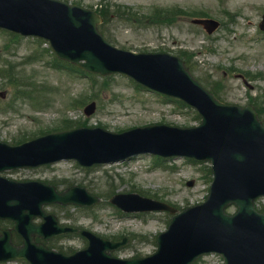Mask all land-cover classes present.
Listing matches in <instances>:
<instances>
[{
  "label": "rangeland",
  "instance_id": "1",
  "mask_svg": "<svg viewBox=\"0 0 264 264\" xmlns=\"http://www.w3.org/2000/svg\"><path fill=\"white\" fill-rule=\"evenodd\" d=\"M84 7L96 8L101 0H63ZM111 3L110 19L105 25V37L114 45L136 51H166L179 54L183 50L194 51L192 73L202 80H219L224 88V101L247 104L251 95L264 92V80L251 81L249 90L237 77V73L264 72V31H259L258 22L264 12V0H104ZM116 5L125 6L134 15L117 13ZM179 10L172 23H153L150 19L154 10ZM121 8V11L123 12ZM119 11V12H121ZM208 14L220 21V27L212 35H207L202 27L193 25L192 13ZM130 18L131 20L121 19ZM8 45V48L5 46ZM48 44L31 37L13 38L0 32V65L5 61L17 65L20 76L28 79V88L37 94L32 99H15L12 85L0 79V90L7 96L0 98V139L13 141L17 136H30L36 130L56 126L62 118L78 122L86 119L85 125H99L112 131H120L149 123L193 124L194 112L167 100L154 92L139 87L126 76H88L67 66L56 68L53 53ZM227 68H234L228 72ZM227 76H223V72ZM21 94V93H20ZM95 100L97 108L90 116H85V103ZM13 102V108L8 107ZM84 102L82 105H80ZM78 105V106H77ZM8 107V108H7ZM75 123L73 125H77ZM75 127V126H73ZM176 172L158 166L153 159L140 157L135 162L103 165L85 169L73 162H62L54 166L32 170H19L8 175L15 178H39L53 181L60 188L65 184L86 186L104 197L110 191L109 184L117 190L138 189L150 195H157L167 201L182 206L196 204L208 192L209 179L203 164H194L182 159ZM134 173V174H131ZM119 175L125 178L120 182ZM187 178L195 180L186 186ZM60 216L66 212L94 232L121 238L131 233V240L122 248V255L133 256L151 252L154 247L153 234L166 227L168 216L155 215L144 220L140 217H121L110 205L103 201L89 210L88 214L71 206H54ZM60 207V208H58ZM64 208V209H63ZM68 209V210H65ZM132 234L141 236L132 237ZM56 246L82 247L81 238L54 242ZM11 264H26L15 261ZM197 264H221L218 256H206Z\"/></svg>",
  "mask_w": 264,
  "mask_h": 264
},
{
  "label": "water",
  "instance_id": "2",
  "mask_svg": "<svg viewBox=\"0 0 264 264\" xmlns=\"http://www.w3.org/2000/svg\"><path fill=\"white\" fill-rule=\"evenodd\" d=\"M5 4L9 5V15L2 24L7 27L47 38L60 58L86 70L101 74L123 72L147 87L183 99L198 109L202 122L187 129L152 125L120 134L98 128L78 129L15 147L0 143V170L71 157L89 165L105 160L108 150L124 156L145 150L186 153L208 158L214 164L210 195L194 220L195 234L180 252L154 255L149 260L112 262L105 254L110 244L86 234L90 241L87 249L70 257L59 256L50 264H184L200 249L219 251L230 264H264V214L256 213L252 207L253 199L264 194V129L250 109L216 101L177 57L113 47L98 33L100 17L91 10L57 0L0 1V7L6 8ZM93 108V104L89 105L86 112ZM3 184L0 177V195L6 190ZM23 186L26 185H17L16 191ZM22 197L26 203L33 199L30 194V200ZM230 202L239 206L233 216L223 214ZM29 239L26 256L35 264H49L50 253L31 252Z\"/></svg>",
  "mask_w": 264,
  "mask_h": 264
}]
</instances>
